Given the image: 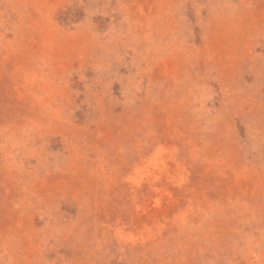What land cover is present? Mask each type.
<instances>
[{
  "label": "rangeland",
  "instance_id": "rangeland-1",
  "mask_svg": "<svg viewBox=\"0 0 264 264\" xmlns=\"http://www.w3.org/2000/svg\"><path fill=\"white\" fill-rule=\"evenodd\" d=\"M0 264H264V0H0Z\"/></svg>",
  "mask_w": 264,
  "mask_h": 264
}]
</instances>
